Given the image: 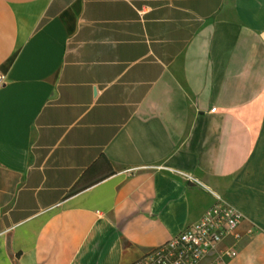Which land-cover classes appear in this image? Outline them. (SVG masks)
<instances>
[{
	"label": "crops",
	"instance_id": "crops-1",
	"mask_svg": "<svg viewBox=\"0 0 264 264\" xmlns=\"http://www.w3.org/2000/svg\"><path fill=\"white\" fill-rule=\"evenodd\" d=\"M0 73V264H131L203 187L264 264V0H0Z\"/></svg>",
	"mask_w": 264,
	"mask_h": 264
},
{
	"label": "built area",
	"instance_id": "built-area-1",
	"mask_svg": "<svg viewBox=\"0 0 264 264\" xmlns=\"http://www.w3.org/2000/svg\"><path fill=\"white\" fill-rule=\"evenodd\" d=\"M5 83V76L0 73V89ZM203 188L213 203L201 218L131 264H199L210 256H214L216 264H223L225 259L235 257L234 250L221 251L219 246L227 238H232L234 243L239 242L237 229L244 217L218 193Z\"/></svg>",
	"mask_w": 264,
	"mask_h": 264
}]
</instances>
